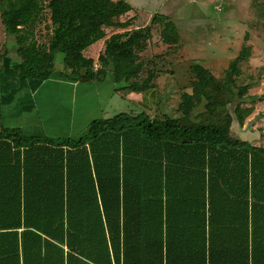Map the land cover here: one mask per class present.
Listing matches in <instances>:
<instances>
[{"label": "trees", "instance_id": "trees-1", "mask_svg": "<svg viewBox=\"0 0 264 264\" xmlns=\"http://www.w3.org/2000/svg\"><path fill=\"white\" fill-rule=\"evenodd\" d=\"M46 8L51 36L41 44L35 26ZM132 8L128 0H0L8 36L0 56L16 53L32 80L55 77L62 53L65 79L110 76L118 91L154 90L157 75L142 76L138 49L157 24L165 44L179 45L169 15L113 33L97 59L84 55L105 27L127 29L121 16ZM251 50L243 45L223 80L193 62L179 117L120 112L95 118L78 138L0 124V264H264V146L233 134V114L243 124L254 111L243 103L256 82L241 69Z\"/></svg>", "mask_w": 264, "mask_h": 264}, {"label": "rangeland", "instance_id": "rangeland-1", "mask_svg": "<svg viewBox=\"0 0 264 264\" xmlns=\"http://www.w3.org/2000/svg\"><path fill=\"white\" fill-rule=\"evenodd\" d=\"M128 1L133 8L121 16V20H129L131 25L124 30H134L150 24L155 13H163L176 22L181 35L179 45L169 46L162 41L161 26L157 24L153 27L152 39L142 49H138L140 56L146 61L142 76H147L149 71H154L157 75L154 89L157 98L150 109L151 113L159 118H163L165 114L179 117L182 93L192 90L194 74L190 70V65L193 62H200L218 79L223 80L229 62L237 57L244 44H249L252 47L251 54L248 60L241 64V69L250 80L256 82V85L248 91L243 106L252 105L254 111L243 124H239L233 114V134L256 145L264 146V98H260L264 94V0ZM51 28L50 12L46 8L35 26L36 37L41 44L48 42ZM105 31L107 36L116 32L117 28L105 27ZM7 39L8 36L2 29L0 46L4 47ZM12 44L15 46L14 39H10L7 46L11 48ZM56 69L59 70L56 76L61 78L60 72L64 69L62 53L56 56ZM56 88L62 87L56 86ZM123 93L131 94L129 91ZM145 93L133 92V96L127 95V100L124 101L117 98L115 108L107 107L102 114L103 117H110L120 112L130 114L142 112L145 108L139 106L135 100ZM52 97L57 98V91L52 93ZM67 97L69 95L65 91L66 101ZM253 97L257 98L253 100ZM229 108L233 112L234 104L231 103ZM53 112V123L49 127V133L45 132L44 135L54 138L70 136V129L64 124L66 114L64 107L56 110L59 121ZM205 114L192 118L189 122L206 121L207 114ZM93 118L95 115L92 116ZM59 122H61L60 127Z\"/></svg>", "mask_w": 264, "mask_h": 264}, {"label": "crops", "instance_id": "crops-1", "mask_svg": "<svg viewBox=\"0 0 264 264\" xmlns=\"http://www.w3.org/2000/svg\"><path fill=\"white\" fill-rule=\"evenodd\" d=\"M2 29L4 26L0 17V31ZM121 30L125 31L117 28L114 33ZM112 34L88 47L89 51L85 49L84 55L97 59L105 49L106 39ZM2 50L1 45L0 55ZM56 72L59 73V70ZM56 86L62 88L58 89ZM118 88L119 85L110 76L103 81L93 83L71 81L59 76L45 81L29 79L22 70L21 58L11 52L0 56V124L5 127L22 125L21 128L26 135H40L39 133L44 135L45 132L49 133V127L53 123L52 112L54 111L59 121L56 110L64 107L66 110L64 124L70 129V137L78 138L88 131L90 123L98 118L96 116H104L102 114L107 107L115 108L117 98L124 101L127 100V95L133 96V92L125 94L118 91ZM54 91H57L56 99L52 97ZM65 91L69 95L67 101L64 98ZM156 98L155 90H149L141 97L138 96L136 100L132 99L142 108L152 109ZM94 115L95 118L92 119Z\"/></svg>", "mask_w": 264, "mask_h": 264}]
</instances>
